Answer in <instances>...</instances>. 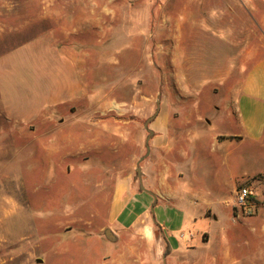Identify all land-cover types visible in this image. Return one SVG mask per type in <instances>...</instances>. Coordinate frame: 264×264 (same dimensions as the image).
Wrapping results in <instances>:
<instances>
[{
	"label": "rangeland",
	"instance_id": "1",
	"mask_svg": "<svg viewBox=\"0 0 264 264\" xmlns=\"http://www.w3.org/2000/svg\"><path fill=\"white\" fill-rule=\"evenodd\" d=\"M76 23L90 25V37L79 34L90 39V137L64 143L52 132L47 136L45 126L32 136L29 161L9 159L14 124L0 116V264H86L91 247L96 259L110 252L104 231L114 234L110 208L117 189L126 185L135 196H151L139 188L137 166L147 190L162 186L153 192L157 201L178 199L170 203L172 211L214 209L221 223L203 224V240H221L220 226L229 228V239L264 241L262 220L245 223L264 210V144L248 146L249 158L238 161L240 173L255 168L235 184L255 189L253 215L233 217L228 183L204 194L217 173L227 170L217 158L222 146L246 149L222 131L221 116L227 101L235 104L250 64L264 54V0H0V56ZM184 35L209 45L210 36L219 41L198 56ZM7 65L0 68L6 72ZM226 68L230 73L223 77ZM151 116L147 154L144 123ZM53 146L61 151L52 155L47 150ZM188 192L195 199L191 204L179 200ZM153 212L157 219L155 205ZM199 225L200 220L192 228V241ZM153 230L155 242L142 238L135 245L130 234L126 242L137 247L143 264H166L162 228L153 224Z\"/></svg>",
	"mask_w": 264,
	"mask_h": 264
},
{
	"label": "crops",
	"instance_id": "2",
	"mask_svg": "<svg viewBox=\"0 0 264 264\" xmlns=\"http://www.w3.org/2000/svg\"><path fill=\"white\" fill-rule=\"evenodd\" d=\"M252 20L254 21V18ZM77 24L69 28L62 26L60 32H44L15 47V52L10 53L11 56H0V66L1 63L8 64L6 72L0 68V116L4 118L3 121L14 124L13 128L8 130L12 139L9 143V159L26 158L29 161L32 154V136L45 126L49 131L47 136L52 132L54 136L61 137L64 143L72 142L79 136L90 137V39L82 40L79 36L82 31H86L90 37V25L83 27ZM184 37V41H189L190 50L198 56L203 54L204 49H211V46L216 45L215 41H219L216 36H210L213 45H209L208 41L203 42L192 35ZM225 55L231 56L229 52ZM235 55L238 56L236 53ZM246 55H253L249 44ZM222 73L223 77H226L230 73L229 68ZM226 104L228 106L221 116L225 125L221 129L224 133L234 136L232 141L246 145V149L222 146V156L218 155L217 158L225 162L227 170L217 173L210 184L211 187L206 188L205 196L211 195L214 184L222 185V182L229 184L231 193L235 190L239 175L255 172L254 167H243L244 172L240 173L238 163L249 158L248 146L255 143L264 144V54L253 61L246 70L244 79L238 86L235 104L230 101ZM54 121L58 123V132H53ZM47 151L54 155L61 150L53 146ZM205 151L209 152L208 149ZM244 151L245 156L242 154ZM215 152L220 153L218 150ZM126 189V185L118 188L111 203L110 220L115 239L104 242L113 248L100 259H96L91 247L87 254L90 258L87 257L86 264H143L137 247L128 245L126 238L130 234L135 245L140 243L142 238L155 242V223L160 225L171 247L167 255L163 254V262L166 264H264V241L229 239V228L220 226H217L216 232L220 234L221 240L211 242L202 239V234L207 233L202 228L203 224L209 220H212L213 224L221 223L220 216L216 215L210 205L201 211L192 209L189 213L175 208L172 211L169 208L170 203L178 199L162 197L155 204L158 208L156 219L151 208L152 202L157 199L153 192H161L162 186L153 184V192H148L151 196H135L132 190L127 192ZM188 194L189 197L179 200L191 204L195 199L190 192ZM263 217L264 210L256 216L246 218L245 223L252 225L262 220L264 228ZM198 220L200 235L198 240L192 241L195 237L192 228ZM231 220L236 223L232 216ZM152 264H158L157 259Z\"/></svg>",
	"mask_w": 264,
	"mask_h": 264
},
{
	"label": "built area",
	"instance_id": "3",
	"mask_svg": "<svg viewBox=\"0 0 264 264\" xmlns=\"http://www.w3.org/2000/svg\"><path fill=\"white\" fill-rule=\"evenodd\" d=\"M230 207L236 219L239 216L253 215L258 209V198L252 185L237 187L231 197Z\"/></svg>",
	"mask_w": 264,
	"mask_h": 264
},
{
	"label": "water",
	"instance_id": "4",
	"mask_svg": "<svg viewBox=\"0 0 264 264\" xmlns=\"http://www.w3.org/2000/svg\"><path fill=\"white\" fill-rule=\"evenodd\" d=\"M159 105H160V103L157 102V110L159 109ZM152 117H153V116L147 118V120H146L145 123H144V127H145V129L148 131V134H149V135L147 136V138H146V153H147V154H148L149 151H150V148H149V146H148V139H149V136L152 134V130H151L150 128H148V123L150 122V120H151ZM142 159H143V156L140 158V160H142ZM135 171H136V178H137L138 183H139V188H140L141 190H145V191L150 192V190H147V189L144 187V185H143V182H142V170H141V167H140V166H137V167L135 168ZM151 208L153 209V206H151ZM104 234H105V236H106L109 240H114V239H115L114 234L111 232L110 229H105ZM163 257H164V256H163ZM38 260L41 262L40 259H38Z\"/></svg>",
	"mask_w": 264,
	"mask_h": 264
},
{
	"label": "trees",
	"instance_id": "5",
	"mask_svg": "<svg viewBox=\"0 0 264 264\" xmlns=\"http://www.w3.org/2000/svg\"><path fill=\"white\" fill-rule=\"evenodd\" d=\"M157 202V199L152 203V206H154ZM158 227H160V225H158L157 223H155ZM163 239H164V251L163 254L167 255L170 251H171V247L170 244L168 243V241L166 240L165 236L163 235Z\"/></svg>",
	"mask_w": 264,
	"mask_h": 264
}]
</instances>
